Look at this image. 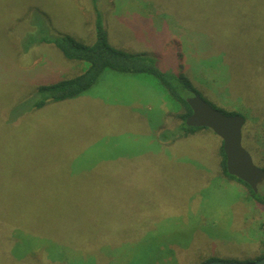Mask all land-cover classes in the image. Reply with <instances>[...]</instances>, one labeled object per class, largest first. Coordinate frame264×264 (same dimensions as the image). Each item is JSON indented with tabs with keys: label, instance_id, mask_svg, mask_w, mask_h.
Returning a JSON list of instances; mask_svg holds the SVG:
<instances>
[{
	"label": "rangeland",
	"instance_id": "obj_1",
	"mask_svg": "<svg viewBox=\"0 0 264 264\" xmlns=\"http://www.w3.org/2000/svg\"><path fill=\"white\" fill-rule=\"evenodd\" d=\"M98 21L114 49L187 77L214 109L241 116L242 146L264 171V0H0V221L32 228L39 211L70 231L53 243L5 226L0 264L255 262L264 206L222 176L217 136L180 139L179 106L152 77L107 70L85 94L33 109L41 86L83 70L52 40L90 46ZM51 193L64 201L34 204ZM91 196L94 205L76 203ZM102 220L103 231L149 227L101 240L96 255L79 251L80 231L91 237Z\"/></svg>",
	"mask_w": 264,
	"mask_h": 264
},
{
	"label": "trees",
	"instance_id": "obj_2",
	"mask_svg": "<svg viewBox=\"0 0 264 264\" xmlns=\"http://www.w3.org/2000/svg\"><path fill=\"white\" fill-rule=\"evenodd\" d=\"M94 27L95 42L90 46L75 42L69 37H61L52 40L51 43L55 45V48L62 54L64 59L70 62L83 64V70L81 71L80 75L74 78L64 79L60 82L47 86H41L38 89V93L43 96H39V99L34 104L33 109L39 110L49 103L51 104L68 101L85 94L91 88H93V86H95L102 74L107 70L126 75H147L152 77L157 82V84L163 90H165L170 99L179 106L178 109L180 114L178 117L180 121L177 124V131L179 134H183L180 135L182 136L180 139L189 138L199 131H208L213 136H215L207 129L187 128L185 126V120L191 115V110L187 105L186 100L193 97L194 95H199L202 98L199 90L194 87L192 82H190L187 77L181 74H174L172 72H161L158 68H156L154 61L145 55L133 56L114 49L108 44L106 34L99 21ZM228 115L234 116L235 114ZM220 142L221 144L216 157H219L220 159L219 167L221 169L222 176L227 180L234 181L244 186L249 192L251 199L255 203L264 206V195L259 192L254 194L246 184L228 175L226 171V157L223 153L222 141ZM46 196L47 198L45 201L34 204L39 206L51 205L53 207L54 204L56 205L61 203L65 199V195L62 193H51L49 195L46 194ZM81 197H85V195H76V198ZM97 201L98 199H96L95 196H91L90 199L82 198L81 200H76V203L88 204L89 202L90 204L94 205L97 203ZM32 215V228L23 227L21 225L19 226L20 228H13L7 225V223L0 221V232L4 233L2 230H5L4 227L8 226L9 229L11 227L9 233H13L11 237H14L13 231L18 229L23 231L24 235H28L30 237H49L50 239L48 240L53 243L54 240L52 237H63V235L70 233L69 230H62V233L60 224L58 221H54L52 216L44 217L39 211L33 212ZM19 222L21 223L20 219ZM134 224L135 223H126V225L118 224L116 227H110L108 232L102 230V227L108 225V223H105L104 220H102L97 226V230L99 232H94L92 235H90L91 237L88 235H82L83 233L80 231L78 237L80 246L78 249L86 255H93V253L96 255L95 247L100 244L101 240L107 241L112 237H140V224L144 230H148L149 227L147 223L142 221H140L138 224ZM8 237H10L9 234ZM98 258V255H96L94 259L86 260L88 264H102ZM262 259H264V255L258 258L256 261ZM79 260L82 264H86L82 261L83 259ZM213 261H216L215 258H210L200 264H207Z\"/></svg>",
	"mask_w": 264,
	"mask_h": 264
},
{
	"label": "water",
	"instance_id": "obj_3",
	"mask_svg": "<svg viewBox=\"0 0 264 264\" xmlns=\"http://www.w3.org/2000/svg\"><path fill=\"white\" fill-rule=\"evenodd\" d=\"M191 115L185 120L187 128H202L211 131L222 141L229 176L246 184L254 194L264 185V171L253 164L252 158L242 146V129L245 120L238 115H225L214 109L199 95L186 100ZM207 264H264V259L252 263H228L213 261Z\"/></svg>",
	"mask_w": 264,
	"mask_h": 264
}]
</instances>
